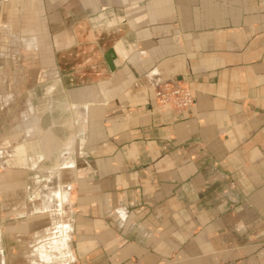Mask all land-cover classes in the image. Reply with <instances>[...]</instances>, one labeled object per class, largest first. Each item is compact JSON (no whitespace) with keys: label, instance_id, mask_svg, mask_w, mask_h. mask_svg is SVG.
<instances>
[{"label":"crops","instance_id":"1","mask_svg":"<svg viewBox=\"0 0 264 264\" xmlns=\"http://www.w3.org/2000/svg\"><path fill=\"white\" fill-rule=\"evenodd\" d=\"M6 82L16 160L64 176L56 263L264 264V0H0Z\"/></svg>","mask_w":264,"mask_h":264},{"label":"rangeland","instance_id":"2","mask_svg":"<svg viewBox=\"0 0 264 264\" xmlns=\"http://www.w3.org/2000/svg\"><path fill=\"white\" fill-rule=\"evenodd\" d=\"M6 85L7 89H2L0 94V101L8 105L6 96L10 82H6ZM17 115L18 118H15V113H0V264H48L53 262H48L52 258V264H58L57 255L52 254L56 253L57 240L61 239L62 234L53 235V225L47 229V236L39 237L45 230L39 220L43 219L40 218L42 215L47 217L48 214L60 220L61 209L54 205L63 200V193H58V190L64 176L59 173L58 162L49 166L41 162L33 163L25 159V151L24 157L16 160L13 152L19 147L20 153L21 147H25V143L20 142L25 137L23 130L17 132L14 129V121L22 113L18 112ZM35 169H39V173ZM41 205L50 208L38 210Z\"/></svg>","mask_w":264,"mask_h":264},{"label":"built area","instance_id":"3","mask_svg":"<svg viewBox=\"0 0 264 264\" xmlns=\"http://www.w3.org/2000/svg\"><path fill=\"white\" fill-rule=\"evenodd\" d=\"M154 103L173 112H185L194 103L192 91L176 81H166L153 88Z\"/></svg>","mask_w":264,"mask_h":264},{"label":"water","instance_id":"4","mask_svg":"<svg viewBox=\"0 0 264 264\" xmlns=\"http://www.w3.org/2000/svg\"><path fill=\"white\" fill-rule=\"evenodd\" d=\"M110 67H111V69H113V66L112 65H110Z\"/></svg>","mask_w":264,"mask_h":264}]
</instances>
